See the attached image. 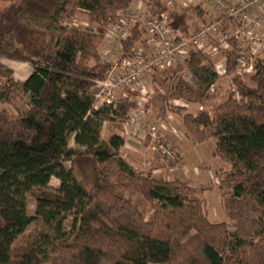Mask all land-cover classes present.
I'll use <instances>...</instances> for the list:
<instances>
[{"label": "trees", "instance_id": "obj_1", "mask_svg": "<svg viewBox=\"0 0 264 264\" xmlns=\"http://www.w3.org/2000/svg\"><path fill=\"white\" fill-rule=\"evenodd\" d=\"M136 1L152 14L166 13L168 26L184 36L206 16L201 5L180 12L167 0H20L0 13V264H264V57L248 84L237 75L236 44L223 51V75L233 87L217 105L206 90L200 101V89L183 76L187 69L196 81L212 71L218 78L207 53L192 49L183 64L154 75L161 89L144 109L159 118L174 112L192 142L215 140L213 156L230 165L218 185L226 220L212 221L203 187L137 170L122 155V136H102L105 122L124 131L129 113L141 108L138 91L108 104L94 90L115 65L101 53L108 30ZM79 12L95 28L77 25ZM143 38L136 24L123 53ZM3 59L33 70L17 79ZM26 94L27 111L3 108ZM177 100L201 109L187 112ZM71 137L84 151L70 146ZM79 158L96 165L90 189L65 165ZM53 177L58 187H51Z\"/></svg>", "mask_w": 264, "mask_h": 264}, {"label": "rangeland", "instance_id": "obj_2", "mask_svg": "<svg viewBox=\"0 0 264 264\" xmlns=\"http://www.w3.org/2000/svg\"><path fill=\"white\" fill-rule=\"evenodd\" d=\"M207 1L199 3L201 2L200 0H167L172 10L183 12V9L190 6L194 7V5H201V7L205 10L206 16H204V18L195 20L197 25L193 26V28L190 29L191 32L203 26L205 18L214 19L217 16L215 7L209 1ZM223 1L233 3L235 0ZM19 2L20 0H0V13L4 10H7L12 5L18 4ZM135 4L136 7L139 8L140 11H142V21H144L146 18H148V11L145 7V4L142 1H136ZM187 15L190 14L187 13ZM191 19L192 17L190 18V20ZM74 22L82 28H95V26L92 25L88 20L87 15L83 12L78 13L76 18L74 19ZM141 25L143 26L142 23ZM141 30L144 31V38L140 45H143L142 47H145L148 50L146 54H149V52L151 53L153 51V46L149 44L150 35L146 33L144 27H141ZM172 30L176 34V31L173 28ZM120 49L121 48H118L115 51L116 53L114 55V59H118L117 56L119 55ZM102 54L104 55L103 51ZM211 56L212 63L214 61V71L218 74V78H213L212 71L203 74L198 79L199 81H196L195 86H193L189 82L188 83L193 88L200 89L199 94H197L200 101H204V99H202V91L206 90L210 93H215L217 97L215 101H213L215 105H217L227 98L228 93H230L229 90L233 87V85L232 78L223 75L225 60L221 51L218 50V52H213ZM263 56L264 55H262V58ZM3 62L15 71L16 78L20 80L27 79L33 70L32 65L25 62H18L7 59H3ZM121 68H123V66ZM159 70L160 69H155L148 73H145L141 82L139 83L137 91L140 93L139 100L141 108L137 113L140 117L138 126L128 128L124 125V131H122L117 124L105 122L102 128V136L106 140H108L113 134L122 136L125 139V144L122 148V155L137 170L158 179H182L190 182L196 187H203L205 189L204 196L208 204L210 219L212 221L226 220L223 200L218 185L219 182H221L222 178L229 173L230 165L213 156V150L215 148L216 141L210 139L203 144L194 143L187 137L180 116L174 114V112H171L168 114L167 118H159L155 109H144L146 102H144L145 100H143L142 97L146 99L147 95L154 96L156 90L161 89L160 84L154 80V75L160 76L161 73L159 74V72H161V70ZM253 75V73H249L245 74L244 76L239 75V77H241V79L246 83L251 84V78L253 77ZM99 89L101 90V88ZM94 90L97 91V89ZM123 94L124 93L122 89L116 90L114 99L116 100L119 98H123ZM205 95H207V93H205ZM206 101L207 99L205 100V104L208 105L209 103ZM174 103L179 105H186L188 107L187 112L195 114L198 113L201 109V105L198 102L196 103L195 101L189 102L187 100H177L174 101ZM31 105V95L26 94L22 99H17V102H15L14 104L3 105V108H6L13 114H17L27 111L31 107ZM148 123H156L157 125H159L160 129L157 135L158 138H150L146 136L144 129L147 127V125H149ZM160 141H162L161 143H163L166 147H168L175 153L174 158L168 157L160 151L157 146ZM70 146L73 147L76 151H84L83 147L76 145L73 137L70 138ZM65 165L67 168L73 167V170L78 176V179L82 180L86 184V187L88 189L93 186L96 165L91 159L79 158L77 160H74L73 163L66 162ZM50 185L51 187H58L60 185V180L56 177H53L51 179ZM139 201L141 208L150 212L145 201L141 199H139ZM28 212L31 215L35 214L34 198L29 199ZM72 225L73 217L69 218L66 221L65 227L67 233H70V231L72 230ZM33 228L34 226L30 227L28 233H30Z\"/></svg>", "mask_w": 264, "mask_h": 264}, {"label": "built area", "instance_id": "obj_3", "mask_svg": "<svg viewBox=\"0 0 264 264\" xmlns=\"http://www.w3.org/2000/svg\"><path fill=\"white\" fill-rule=\"evenodd\" d=\"M200 1L199 3H202L207 0ZM208 1L215 7L217 16L214 19L205 18L204 25L192 31L188 36L177 32L175 34L167 24L168 15L166 13L148 12V18L142 21V11L136 7L135 3L131 8L121 11L119 13L120 24L109 28L101 49L104 59L114 61L115 65L106 80L97 81L95 96L99 101L112 103L118 89L123 90V96H126L128 91L137 92L145 73L183 64L192 49L209 55L220 50L225 60L223 51L232 50L233 43H235L240 53L237 74L241 76L254 74L258 59L264 55V0H235L233 3L223 0ZM136 24L140 25V29L144 27L146 33L150 35L149 44L153 46V51L149 54H146L148 50L140 44L133 47L131 51L123 53V41L130 35L131 25L133 27ZM107 47H110L112 51ZM118 48H121L118 59H114ZM183 76L187 82L193 86L196 85L193 72L184 69ZM139 97L140 95L135 98L138 102H140ZM150 97L147 95L146 99L142 98L144 102H148ZM139 111L129 113L125 127L138 126L140 117L137 113ZM148 124L144 129L146 136L157 137L159 125ZM161 142L157 145L160 151L174 158L175 153Z\"/></svg>", "mask_w": 264, "mask_h": 264}]
</instances>
